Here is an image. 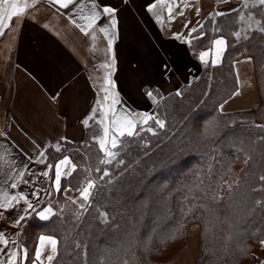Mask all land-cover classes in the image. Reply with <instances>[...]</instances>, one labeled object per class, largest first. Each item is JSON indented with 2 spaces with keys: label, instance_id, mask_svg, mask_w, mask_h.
I'll return each instance as SVG.
<instances>
[{
  "label": "trees",
  "instance_id": "trees-1",
  "mask_svg": "<svg viewBox=\"0 0 264 264\" xmlns=\"http://www.w3.org/2000/svg\"><path fill=\"white\" fill-rule=\"evenodd\" d=\"M217 22L225 27L232 19L217 17L211 22L206 19L204 31L207 35L199 40L202 43H197V51L220 35L213 31ZM225 37L229 47L222 66L212 72L206 68L195 82L158 98L156 108L165 127L154 128L155 134L140 133L125 139L118 157L123 163L107 166L111 175L100 182L94 206L83 211L76 220L80 210L58 193L52 204L58 213L64 209L60 215L48 221L36 216L28 218L24 239L28 249L36 248L40 234H56L58 240L63 238L65 242L75 237L84 248L78 257L72 258L61 247L59 260L53 264H85V260L87 264H96L97 259L104 264H161L157 257L171 240L161 244L158 234L184 225L192 216L199 217L204 226L211 228V235L204 241L207 246L202 261L198 264H235L244 254L237 250L235 243L229 246V241L224 239L229 235L249 231L255 235V238H244L240 248L264 238L260 235L264 231V206L256 205L257 200L264 203V191H252L264 187L258 179L264 175V141L261 140L264 131L252 125L264 123L249 117L237 118L246 113L257 115L259 108L264 113V35L254 32L249 40L239 42L234 37ZM244 55L254 59L260 102L246 111L222 113L218 105L234 86L231 61ZM206 125L209 130L215 129L214 134L204 136ZM90 133L87 127L84 141L79 144L60 141L62 153L49 148L48 161L54 162L67 153L75 157L78 169L89 165L94 168L93 157L97 150L91 152L92 146L84 147L89 144ZM248 157L251 159L246 165ZM176 168L180 174L171 176ZM100 175L93 172L92 179ZM81 176L83 173L78 171L73 178L62 181V185H69L76 191ZM197 178L202 181L200 187L219 186L217 194L222 199L214 203L210 197L202 195L194 187ZM229 184L232 185L231 193L227 190ZM189 189H192L191 194ZM192 204L204 207H196L185 214ZM98 209L107 212L106 222L98 215ZM149 240L151 251H146L141 244ZM132 255L137 259L133 260Z\"/></svg>",
  "mask_w": 264,
  "mask_h": 264
},
{
  "label": "crops",
  "instance_id": "crops-1",
  "mask_svg": "<svg viewBox=\"0 0 264 264\" xmlns=\"http://www.w3.org/2000/svg\"><path fill=\"white\" fill-rule=\"evenodd\" d=\"M100 2L117 9L112 72L115 86L111 92L119 102L116 105L118 110L132 114H152L155 103L146 95L148 90L155 89L158 94L166 96L195 82L206 68L212 72L223 65L226 51L221 62L215 66L211 64L212 55L207 58V65L199 59V53L210 50L211 41L220 38V35L200 46L197 51V43L202 41H194L193 46L188 45L174 38L173 33H182L186 37V21L192 22L189 28L196 26L197 22L204 24L210 12L234 8L237 0L219 4L217 0H189L192 7L186 8L185 15L177 17L170 24L166 9L161 5L158 4L151 13L147 11L146 6L153 0ZM29 5L24 14L13 17L9 28L0 37V133H3L0 135V157H3L0 163L15 160L17 165L27 164L29 158H36L37 145L41 148L55 145L62 141V137L75 144L82 143L87 130L82 121L91 113L98 96L104 108L107 110L108 107L101 91L105 69L96 67L105 63L111 55L107 53V38L99 33L98 27L93 29L96 40L91 38V32L85 36L63 14L67 10H58V6L52 5L49 0ZM196 8L200 9L199 15L196 14ZM179 10L175 9L177 12ZM158 15L164 17V24L156 22ZM78 23L83 24L84 21L78 20ZM231 69L234 86L232 92L218 105L219 111L231 113L254 108L261 97L253 57L244 55L233 59ZM237 92L239 94L234 95ZM158 94L154 92L156 101ZM221 105L223 111L220 110ZM64 156L70 154L65 153L58 159ZM57 160L28 166L33 171H43L47 163L55 164ZM24 179L30 180L32 177L26 174ZM37 186H44L43 178ZM66 188L71 190L65 193L63 189ZM31 190V186L23 183L17 189H8L10 193ZM48 190L51 191V188ZM58 193L67 198L79 195L69 185H62ZM58 193L44 195L45 204H52ZM78 203L84 201L79 200ZM23 207L21 202L16 209L3 213L0 230L8 234L19 233L18 237L13 238L24 245L28 218L36 215L22 221L20 226L13 227L12 217ZM38 245L39 239L36 247ZM47 254L45 250V257ZM191 259V252H184L183 259L179 257L168 264H190ZM44 264H48L46 259Z\"/></svg>",
  "mask_w": 264,
  "mask_h": 264
},
{
  "label": "snow or ice",
  "instance_id": "snow-or-ice-1",
  "mask_svg": "<svg viewBox=\"0 0 264 264\" xmlns=\"http://www.w3.org/2000/svg\"><path fill=\"white\" fill-rule=\"evenodd\" d=\"M49 2L58 6L59 9L67 10L63 14L68 16L70 22L75 26L79 27L85 36H88L91 32V38L96 40V33L93 29L98 27L99 33L103 34L107 38V53L111 54L109 59L97 68H104L105 74L103 76V84L101 91L103 92V101L108 104L107 110L104 109V105L101 104L98 96L96 105L92 108L91 113L86 117L82 123L84 126L90 127V121L97 126V131L93 133L91 140L96 146V154L93 157L96 166L93 168L91 165L84 167L80 166L78 169L77 163H74L75 157L64 156L62 159H58L55 164L47 163V167L43 171H33L29 168V164H45L49 157L47 155L48 149L53 148L56 152L62 153L64 149L60 147V142L55 145H48L41 148L37 145L38 154L33 160L29 158L27 164L17 165L15 160L0 163V216L4 212L16 209L21 202H23L22 211H18L16 215L12 217V226H20L22 221L35 214L39 219L48 221L53 216H58L64 211L61 209L58 213L54 211V205L45 204L43 196H51L53 193H58L62 189V181H68L69 178H73L74 174L78 171L83 173L77 181L76 191L79 193L78 197H68V201L75 205L80 212L75 216V219H79V215L86 211L88 208L94 206V201L99 196L98 189L101 187L100 182L104 181L106 177H110L111 173L107 166L115 164H122L123 160L118 159L121 155V151L124 148L125 139L139 136L141 132L147 131L155 134L153 127H147L149 121H152L158 128H164L165 122L159 119L158 116L150 113H127L126 111L118 110L116 105L119 103L111 89L115 86L112 79V72L114 68L115 55L113 51V43L116 37V30L118 21L116 18L117 9L111 5L102 4L100 0H49ZM231 0H217L219 3H230ZM161 5L166 9V16L168 23L174 22L177 17H183L185 15V9L192 7L189 0H153L146 6L147 11L153 12L157 5ZM30 5L27 0L23 5L16 2V0H0V35H4L5 29L10 26V21L13 17L19 16L25 13V10ZM11 9L10 11L8 9ZM176 8L180 10L175 11ZM196 14L199 15L200 9H195ZM217 17H230L232 23L221 27L220 23L217 22L216 27L213 29L216 33L220 34V38L211 41V49L202 51L199 53V59L206 65L209 63L207 59L210 55L213 56L211 64L213 66L221 62V57L229 47V41L224 37L225 35L235 38L236 42L241 39L249 40L252 33L259 32L264 35V0H237V6L227 11L214 10L208 14L207 20L214 21ZM259 17V18H257ZM156 22L164 24V17L156 16ZM79 21H84L83 24H79ZM106 21L101 24L100 21ZM192 22L186 21L184 27L188 29L187 36H183L182 33H173V37L182 40V42L191 45L194 41H199L205 38L207 35L204 31L205 25L197 22V25L189 28ZM200 35H196V33ZM154 92L158 94V90H148L146 95L152 98L154 103H159L155 100ZM239 94L234 93V95ZM179 95V93H177ZM55 99V97H54ZM110 102V103H109ZM220 110L223 111V105L220 106ZM99 117V119H98ZM252 127L261 129L264 131V125H252ZM215 129L209 130L208 126H205L204 136H210L214 134ZM3 135V133H0ZM62 141H67V138L62 137ZM264 141V137L261 138ZM85 148H90L91 145L84 144ZM251 157L245 159V164L249 163ZM0 161H3V157H0ZM101 173L96 179H92V173ZM29 175L32 179H24L25 175ZM41 178H43L44 186L39 187ZM259 181L264 183V175L258 177ZM31 186L30 192L19 191L16 193H10L9 188L17 189L20 184ZM111 183V180L108 181ZM202 181L197 178V182L194 187L201 191L202 195L210 197L215 203L218 202L222 197L217 194V188L200 187ZM51 188V191L48 189ZM70 188L63 189L66 193ZM229 193L232 191V185H227ZM253 192L264 191V187L254 188ZM192 189H189L191 194ZM29 197H32L30 199ZM195 200L196 197H193ZM79 200H83L84 203H78ZM257 206H264L262 201H256ZM66 207V205H65ZM196 207H204L203 205L192 204L187 208V213L190 214ZM98 215L103 218L106 222L108 214L106 211H99ZM183 225H179L177 228L164 232L162 235L158 234L157 238L161 244H166L170 240H175L180 234V230ZM79 235V233H77ZM264 236V231L260 233ZM19 233L8 234L5 230H0V264H44L45 259L48 264H53L54 261L59 260L61 254V247L68 255L72 258L78 257L80 252L83 251L84 246L76 241L75 237H71L67 242L63 240H57L56 234L53 235H41L39 236V245L34 249L30 250L23 245L22 242H18ZM246 237L255 238V235L249 231L244 233H236L235 235H229L225 237L229 241V246L233 243L236 244L237 250L242 254H247L251 251V246L247 248H240L239 244ZM151 240L146 243H142L141 247L146 251H151ZM259 245L264 250V238L259 239ZM69 249L71 250L69 252ZM45 250L47 255L45 257ZM86 257V253L84 254ZM254 255V254H253ZM132 259L136 260L137 257L132 255ZM259 259V257H256ZM85 264L87 261L85 260ZM96 264H104L103 261L97 259ZM260 264H264V260H260Z\"/></svg>",
  "mask_w": 264,
  "mask_h": 264
},
{
  "label": "rangeland",
  "instance_id": "rangeland-1",
  "mask_svg": "<svg viewBox=\"0 0 264 264\" xmlns=\"http://www.w3.org/2000/svg\"><path fill=\"white\" fill-rule=\"evenodd\" d=\"M37 1H43V0H27V3L33 4ZM11 2H12V0H10V3ZM16 2L23 5L25 0H16ZM8 10L10 11L11 9L9 8ZM257 18H259V17H257ZM10 23H11V21H10ZM1 36L2 35H0V37ZM162 96L163 95L158 94L157 98L160 99ZM157 101H158V99H157ZM156 105L157 104L155 103L153 110H152L154 113H152V114L158 116L159 119L162 120L161 116L158 114V110L156 108ZM103 110H106V109L104 108ZM259 111L261 112L260 108L257 110V112H258L257 115H252V114L246 113V114L238 115L237 118L243 119V118L249 117L250 119H252V121L261 122L260 124H263L264 123V113H262V112L260 113ZM98 119H99V117H98ZM195 120H197V118H195ZM90 125L91 126L88 127V131H90L91 133L89 134V139H88L87 143H89V145L92 146L90 148V151L93 152L94 150H97V149H96V146L92 143L91 137H92L93 133L97 131V126L91 121H90ZM147 127L158 128L155 126V124H153L152 121H149V124ZM141 133H149V132H147L145 130ZM180 172L181 171L179 170V168L178 169L176 168V169H173L171 171L170 175L175 177L177 174H180ZM93 179H96V178L93 176ZM210 235H211V228L204 226L202 224V222L200 221L199 217L192 216L183 225V228L180 230V234H179L178 238H176L175 240H171L168 244H166L162 247L160 255H158V257H157L158 258L157 260L161 264H168L173 260H177L179 257H181L183 259L184 252H187V254H188V252L190 251L191 257H192L190 264H192V263L198 264L199 262L202 261L204 250H205V247L207 246L206 243H204V241L206 240L207 236L209 237ZM202 240H203V243H202ZM248 246H251V251L248 252L247 254H244L243 256H241L240 259L237 262H235V264H260V260H264V250H262L260 248L259 240L250 241L246 245V248ZM185 249H186V251H185ZM201 251L203 252L202 254H201ZM256 257H259V259H256ZM119 264H121V263H119ZM187 264H188V262H187Z\"/></svg>",
  "mask_w": 264,
  "mask_h": 264
},
{
  "label": "built area",
  "instance_id": "built-area-1",
  "mask_svg": "<svg viewBox=\"0 0 264 264\" xmlns=\"http://www.w3.org/2000/svg\"><path fill=\"white\" fill-rule=\"evenodd\" d=\"M4 218V216L2 215V216H0V220H2Z\"/></svg>",
  "mask_w": 264,
  "mask_h": 264
}]
</instances>
